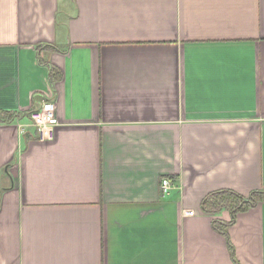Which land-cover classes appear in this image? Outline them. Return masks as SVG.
Returning <instances> with one entry per match:
<instances>
[{
  "label": "crops",
  "instance_id": "0c3cea01",
  "mask_svg": "<svg viewBox=\"0 0 264 264\" xmlns=\"http://www.w3.org/2000/svg\"><path fill=\"white\" fill-rule=\"evenodd\" d=\"M221 189H264V0H0V264H236ZM228 232L264 264V201Z\"/></svg>",
  "mask_w": 264,
  "mask_h": 264
},
{
  "label": "trees",
  "instance_id": "16d2710c",
  "mask_svg": "<svg viewBox=\"0 0 264 264\" xmlns=\"http://www.w3.org/2000/svg\"><path fill=\"white\" fill-rule=\"evenodd\" d=\"M41 47V46H39ZM46 47L54 48L52 44H46ZM59 72L51 66V77L54 79L59 78ZM31 115V113L29 114ZM16 117L15 112H6L4 114V120L12 121ZM1 193V190H0ZM264 201V189L254 190L249 195H242L231 189L215 190L208 193L202 200V209L204 212L217 215L222 211H229L232 214V219L229 222H223L220 219L213 221L214 228L221 232L228 241V246L232 255L233 260L236 264H239L235 255L234 246L230 240L228 228L236 220V215L239 212H244L250 208L256 206L259 202Z\"/></svg>",
  "mask_w": 264,
  "mask_h": 264
},
{
  "label": "built area",
  "instance_id": "2783aa9c",
  "mask_svg": "<svg viewBox=\"0 0 264 264\" xmlns=\"http://www.w3.org/2000/svg\"><path fill=\"white\" fill-rule=\"evenodd\" d=\"M31 118L34 126L39 131L40 138H52L54 129L59 123L56 106L52 100L45 101L41 109L32 111ZM173 187L174 183L170 178L162 179V191L164 194H169Z\"/></svg>",
  "mask_w": 264,
  "mask_h": 264
}]
</instances>
